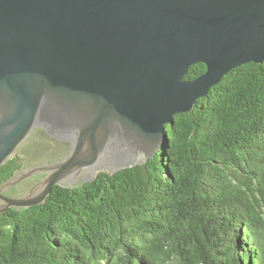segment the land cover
Returning <instances> with one entry per match:
<instances>
[{
  "label": "water",
  "instance_id": "1",
  "mask_svg": "<svg viewBox=\"0 0 264 264\" xmlns=\"http://www.w3.org/2000/svg\"><path fill=\"white\" fill-rule=\"evenodd\" d=\"M246 62H264V0H0V167L36 126L73 146L6 180L0 213L147 161Z\"/></svg>",
  "mask_w": 264,
  "mask_h": 264
},
{
  "label": "trees",
  "instance_id": "2",
  "mask_svg": "<svg viewBox=\"0 0 264 264\" xmlns=\"http://www.w3.org/2000/svg\"><path fill=\"white\" fill-rule=\"evenodd\" d=\"M165 133L142 164L0 213V264H264V62L231 69ZM23 168L12 156L0 186Z\"/></svg>",
  "mask_w": 264,
  "mask_h": 264
},
{
  "label": "rangeland",
  "instance_id": "3",
  "mask_svg": "<svg viewBox=\"0 0 264 264\" xmlns=\"http://www.w3.org/2000/svg\"><path fill=\"white\" fill-rule=\"evenodd\" d=\"M46 133L47 131H44L43 127L36 126L17 148L14 155L19 156L23 160L24 168L44 165L47 163V160L48 163L59 162L66 158H61V156H69L71 154L70 151L73 149V146H67L65 142L48 136Z\"/></svg>",
  "mask_w": 264,
  "mask_h": 264
},
{
  "label": "flooded vegetation",
  "instance_id": "4",
  "mask_svg": "<svg viewBox=\"0 0 264 264\" xmlns=\"http://www.w3.org/2000/svg\"><path fill=\"white\" fill-rule=\"evenodd\" d=\"M90 175H91V173H90V174H85L83 177L86 179V178L89 177ZM46 176H47V175H46ZM46 176H44V177H46ZM39 177H41V179L38 180L37 182H35L33 185H35L36 183L40 182V181L44 178V177H42V176H39ZM80 179H81V178H80ZM80 179H79V180H80ZM83 183H84V182H83ZM33 185H32V186H33ZM32 186H31V187H32ZM29 188H30V187H29ZM29 188H28V189H29ZM28 189H27V190H28ZM27 190H26V191H27ZM26 191H24V192L21 193V194H20V193H17V194L14 195L13 197L21 196V195H23ZM9 196H12V195H9Z\"/></svg>",
  "mask_w": 264,
  "mask_h": 264
}]
</instances>
